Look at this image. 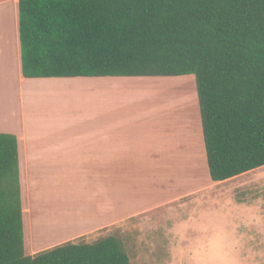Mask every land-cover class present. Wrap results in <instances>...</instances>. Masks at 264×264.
<instances>
[{
	"label": "trees",
	"instance_id": "trees-1",
	"mask_svg": "<svg viewBox=\"0 0 264 264\" xmlns=\"http://www.w3.org/2000/svg\"><path fill=\"white\" fill-rule=\"evenodd\" d=\"M21 74H193L212 181L264 166V0H18ZM115 229L26 254L18 145L0 132V264H131Z\"/></svg>",
	"mask_w": 264,
	"mask_h": 264
},
{
	"label": "rangeland",
	"instance_id": "rangeland-1",
	"mask_svg": "<svg viewBox=\"0 0 264 264\" xmlns=\"http://www.w3.org/2000/svg\"><path fill=\"white\" fill-rule=\"evenodd\" d=\"M19 74V71L4 70L0 66V132H11L23 122L27 134L39 136L35 138L42 148L51 139L45 136V131L51 128L49 120L53 122L55 114L64 112L63 107L71 108V104L81 101L84 96L75 90L77 86L71 87V91L62 90V86L56 87L53 81H29L21 79ZM166 77H169L168 84L166 79H159L161 83L146 86V116L149 113L152 123L150 131L153 135L160 134L166 123L167 126L173 125L167 109L174 105L176 121L179 120V128L175 125L176 128L183 138L189 140L190 136L188 142L193 149L194 146L199 148L202 139L194 75ZM117 78L95 80L119 83L143 80ZM175 154L179 157V151ZM168 164L173 167L101 170L102 174L116 175L104 177L101 184L90 177L89 170L53 169L49 170L47 177L44 173L41 180L33 181L32 188L40 191L39 203L44 208L40 217L33 218L31 231L25 222L26 253L29 254L32 242L37 241L43 246L70 235L72 231L89 227L100 218L106 222L113 217L111 223L83 236L90 241L115 229L130 233L133 238L131 264H264V166L242 177L241 182L247 183L246 189L237 187L233 190L236 184L228 186L210 182L202 157L200 161L188 163L168 160ZM183 167L190 168V173L182 175ZM22 171V175L27 176L29 170L24 168ZM180 176L182 185L176 180ZM192 180H200L204 184L192 186L189 183ZM23 182L27 192V181ZM49 191L62 197L63 201L65 197L77 203L82 201L75 213H89L93 195L105 200L102 207L108 203L113 210L107 213L105 207L102 208L100 218L88 215L91 222L87 225L86 218L65 220L59 215L47 216ZM240 198L247 207L238 209Z\"/></svg>",
	"mask_w": 264,
	"mask_h": 264
},
{
	"label": "crops",
	"instance_id": "crops-1",
	"mask_svg": "<svg viewBox=\"0 0 264 264\" xmlns=\"http://www.w3.org/2000/svg\"><path fill=\"white\" fill-rule=\"evenodd\" d=\"M0 66L4 67V70L8 68L14 72L19 71V75H21L20 78H24L21 74L20 46L18 39V0H0ZM117 77H129L143 80L124 81L120 83L111 80H95L96 78L115 79ZM26 79L34 82L53 81L56 87L61 85L62 90L67 91H71V87L74 88L77 86L75 90H78V92L84 96V99L71 104V108H69V106L66 108L63 107V113L55 114L53 122L49 120L48 126H51V128L45 131V136L51 137V139L48 140L47 144L42 148L35 138H39L38 135L31 136V134H27L25 123L20 122L17 128L11 129V132L17 137L18 145L23 233L25 222L28 228L31 227V231L34 222L33 218L36 219L43 213L42 208H44V206L39 203L42 195L39 190L34 191L32 187L33 181L37 179L41 180L44 173L47 174V177L49 170H89L90 177L95 182L101 184L104 177H116L114 173L102 174L101 170L169 169L172 168L173 165L168 164V160L177 161L178 159L180 163H188L194 162L195 160L200 161L201 157L206 162L201 122H199V133L201 134L200 137L202 142L199 148L193 145V149L190 146V142H188L191 140L190 136L188 140L187 137L183 138V135L180 136L181 132H177L178 129L176 126L179 128V120L177 118L178 121H176L177 110L174 105H171L170 109H167L169 117L171 114L170 119L173 121L174 126H167L168 124L166 123V126L162 128V133L160 132V134L156 133L153 135L150 131L152 123L149 113H147L146 116V86L161 83L159 79H166V84H168L169 77L79 76L35 77ZM69 109L70 112H67ZM155 120L157 127V117H155ZM178 151L179 157L175 154ZM182 166L186 165L182 164ZM24 168L29 170L27 176L22 175V170ZM185 168H187V172H185ZM189 169L188 167H183L181 169L183 170L182 175H184L183 173L189 174ZM98 170L100 171L98 172ZM255 170H257V168L224 181L215 182L211 179V181L208 178L206 179L210 182L224 183L228 186L236 184L232 187L233 190L237 187L246 189L247 183L245 181L241 182V179ZM175 175H179V173H175ZM25 180L27 181V192H25L23 188V184L25 183L23 181ZM170 180L174 181V179ZM176 180L182 185L181 176ZM189 183L192 186L204 184V182L200 180H192ZM258 183L260 185V180ZM48 185H50L49 181ZM254 187H257V184H254ZM179 195L180 194L175 197ZM94 196L95 195H93L91 199L93 201V206L92 210L91 208L89 209V213H75L82 201L79 203L75 202V200L70 201V199L65 196V201H63L62 197H57L54 192L49 191V195L46 197L48 204L47 216L59 215L65 220H69V218L76 220V217L79 219L86 218L85 224H90L89 222L91 221L88 215L100 218L103 213L102 208L105 207L104 210L107 211V213L113 210L108 203L102 207V203H104L105 200H102L100 197L97 199ZM175 197L173 199H175ZM237 203L238 209L242 206L247 207L246 202L243 201V199L241 200V198ZM99 220L100 221L96 223L90 224L89 227L72 231L70 235L46 243V245L43 246L37 241L32 242L29 246V254H33L63 241L91 233L99 226L111 223L113 217L106 222H102L101 218ZM29 240H31L30 237Z\"/></svg>",
	"mask_w": 264,
	"mask_h": 264
},
{
	"label": "bare ground",
	"instance_id": "bare-ground-1",
	"mask_svg": "<svg viewBox=\"0 0 264 264\" xmlns=\"http://www.w3.org/2000/svg\"><path fill=\"white\" fill-rule=\"evenodd\" d=\"M164 119H165V118H164ZM177 132L179 133V131H178V130H177ZM177 132H176V133H177ZM180 136H181V134H180ZM182 140H184V139H182ZM178 143H179V142H178Z\"/></svg>",
	"mask_w": 264,
	"mask_h": 264
}]
</instances>
